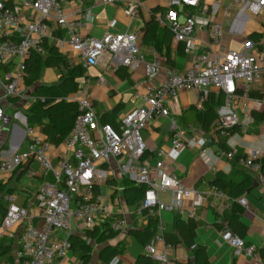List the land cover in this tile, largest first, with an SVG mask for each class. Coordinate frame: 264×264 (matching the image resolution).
<instances>
[{"label":"built area","instance_id":"obj_1","mask_svg":"<svg viewBox=\"0 0 264 264\" xmlns=\"http://www.w3.org/2000/svg\"><path fill=\"white\" fill-rule=\"evenodd\" d=\"M13 1L0 0V64L12 65L5 77H0V132L6 116L5 100L20 98L26 101L25 108H29L34 100V96H28L22 87L28 74L26 61L34 51L44 53V42L50 36L52 23L68 35L69 42L81 54V65L86 71L98 65L103 57L107 69L119 64L135 69L144 62L146 78L136 83L134 88L141 86L147 89L145 104L124 113L116 128L112 123L101 121L90 93V82L82 81L75 95L66 97V100L77 102L79 112L71 132L62 141L70 154L60 158L56 164L53 162V144L36 126L29 125L24 112L17 110L14 113L15 119L24 126L25 134L20 141L25 142L26 147L0 163V174L8 175L37 161L46 173L53 176L52 181L44 182L35 193V216L29 208L10 197L1 232L8 235L13 228L21 229L16 258L24 259L26 264H54L55 260L69 255L72 249L71 235L92 230L112 217V226L116 231H127L128 220L118 216L119 211L115 210L120 198L108 200L104 190L107 180L114 174V166L135 184L146 185L136 209L137 215L143 220L155 214L160 219L161 212L169 208V204L160 198V193L167 190L172 191L173 206L179 211L184 208L183 199L193 196L196 202L188 209V216L197 220L202 192L186 186L174 172L166 171L164 159L168 156L177 157L190 147L203 148L205 151L208 140L199 134L188 138L176 135L171 140L169 152L164 148L157 149L155 164L142 163L148 150L143 131L158 116H169L166 102L175 99L183 91L201 92L204 86L213 85L225 93L226 103L218 109L215 121L217 133L226 139L229 148L224 152L243 167L262 171L264 152L256 146L245 151L239 142L231 138L238 126L247 131L255 121L250 92L252 83L264 78V52L254 39L247 40L239 49L227 48L222 43L223 25L210 19L207 8L202 6V0H169L167 10L157 14L159 22L167 25L175 39L184 45L186 54L192 55L191 66L186 71L179 72L174 67H168L166 77L157 82L155 79L162 73L164 66L163 59L145 57L140 50L137 32L107 31L101 37L84 36L81 30L92 19L90 10L82 13L80 19H70L64 14L60 0H19L20 6L34 13V16L25 20L21 9ZM103 1L113 5L123 3L124 14L130 18L140 14L141 2ZM7 2H11L13 7L8 6ZM236 5L246 7L255 14L264 13V0H229L225 11ZM195 9L199 13L193 12ZM117 22L113 18L108 26L115 28ZM198 27L209 30V42L198 39ZM104 81V78L97 80L100 85ZM208 99V93H202L197 107L202 109ZM24 174L31 178L35 172L26 170ZM260 181L264 187V170L260 174ZM239 201L248 208L245 197H240ZM166 229V224L160 219L158 232L145 246V250L154 258L174 264L167 256L174 245L166 241ZM222 238L234 247L237 254L261 260L257 246L246 243L244 238L229 228L222 231ZM157 243H163L162 253L157 252Z\"/></svg>","mask_w":264,"mask_h":264},{"label":"crops","instance_id":"obj_2","mask_svg":"<svg viewBox=\"0 0 264 264\" xmlns=\"http://www.w3.org/2000/svg\"><path fill=\"white\" fill-rule=\"evenodd\" d=\"M60 1L64 14L70 19H80L82 13L87 10L91 11L92 19L90 23L81 30V34L84 36L101 37L107 31L137 32L140 50L145 57L148 59L161 57L163 59L162 73L155 79V82L166 77L168 67H174L179 72H184L191 66L192 55L181 51L184 49V45L175 39L174 34L170 43L169 41H167L168 44L164 43L168 28L167 25L159 22L156 16L158 13L167 10L169 0H134L141 2L140 14L134 18L124 14L123 3L117 5L106 4L103 0ZM13 2L21 9L20 12L23 14V19L26 20V18H31V15L34 16L31 9L25 10L18 4L19 0H14ZM228 4L229 0H202V6L207 8V15L210 19L223 25L225 46L231 49H239L247 40L254 39L258 43V48L264 52V13L255 14L241 5L231 7L227 12L225 11V6ZM157 8H160V10L155 15L156 21L149 27V37H145L147 32L145 29L146 24L153 21V11ZM193 12L199 13L196 9ZM200 16L203 15L200 14ZM113 18H116L118 22L115 28H110L108 22ZM207 32H209L208 29H199L198 27V39L209 42L211 37L210 33L209 37L207 36ZM47 41L51 45H56L58 50L69 59L70 63L81 65V54L69 42L65 31L54 23L51 24V33ZM105 65V57H103L98 65L92 66L88 71L84 69L85 72L79 79L80 83L82 81L90 82V93L101 121L104 122L109 118L118 121L127 111L145 104L147 89L141 86L134 88L136 83L146 78L145 63H140L135 69H129L120 64L107 69ZM45 68V71L44 69L42 70L40 80L37 83L45 85L58 84L61 71L56 67ZM0 77L3 78L1 75ZM26 77L22 87L27 91L28 96H34L33 86L25 84ZM99 78H104L105 80L101 85L97 82ZM251 86V91L256 95L251 102L255 121L249 126L247 131L238 126L231 139L239 142L241 149L245 151L256 146L264 152V78L253 82ZM204 92H207L209 96L210 93L219 95L222 91L216 86L207 85L203 87L201 92L183 91L175 99L166 102L169 108V116H158L143 131L148 150L142 163L144 165L155 164L158 158L157 149L164 148L169 152L171 140L176 135L188 138L193 134H199L205 137L208 140L205 151L203 148L190 147L182 151L177 157L168 156L164 159V169L166 171L174 172L186 186L202 192V199L198 207L199 218L197 220L194 219L196 222L197 242L206 246L211 264H264V187L260 181V174L264 170V157L261 160L262 171H253L245 168L235 158L228 156L224 152L227 150H224L221 145L223 137H220L217 133L216 127H211L208 131H204L193 122H190V126L185 122L183 123V114L187 113L190 121L192 118L190 111H194L193 107L197 106L201 94ZM1 93L2 89L0 87ZM74 95L75 92L68 96L73 97ZM12 99L4 101L6 116L2 122L0 132V163L10 159L13 153L26 147V143H21L20 141L25 134L24 126L14 116L17 110L26 114L28 109L24 107L26 101L15 102ZM27 100H30V98ZM35 100L36 97L34 96L33 102ZM226 100L227 97L225 95L223 104L226 103ZM238 107L241 108L240 105ZM36 127L41 131L38 126ZM67 154H70V152L62 142L58 145L53 144L52 155L54 164ZM114 168V174L109 179L116 178L121 181L125 175L115 166ZM26 170L34 171L35 175L31 178L27 177L24 174ZM219 173L233 182H240L247 175L252 177L251 188L242 196L248 200V208L241 204L239 198H231L215 186L214 181ZM109 179L104 186L106 197L108 200L120 198V203H116L115 210L119 211L118 216L128 220L129 228L106 244L115 245L118 241L123 240L125 242L124 250L114 262L134 264L140 254L148 253L145 250V246L141 245L136 238L129 234V229L133 225L135 226V222L137 227H141L148 220L147 218L143 220L138 216V219L134 221L132 218L133 208L129 207L124 199V188L119 187L115 190L109 184ZM52 180V174L46 173L37 161H32L26 168L22 167L8 175L0 174V182L5 184V188L0 192V264H21V259L15 256L16 249L20 246L21 229L18 227L13 228L8 235H3L1 232V223L10 205V197H14L15 202L18 204L29 208L30 213L35 216L37 214L35 193L44 182ZM160 198L169 204V208L163 210L160 216L161 221L166 226H171L176 216H181L183 219L188 220L190 218L188 209L196 202L193 196L184 198V208L179 211L173 206L171 190L161 192ZM227 219L232 220V227H230L234 233L239 236L242 235L241 237L245 239L246 243H253L257 246L261 253L260 261H256L244 254H237L234 247L222 238V231L225 228H229ZM221 225H223V228L219 227ZM76 236H79L86 244L92 246V262L90 264H96L99 261L100 250L104 247V244H97L89 236L85 237L84 231L78 232ZM95 245L99 247L96 251L97 256H95V251L93 250ZM10 247L11 252L4 253ZM163 249V243H157V252L162 253ZM167 256L169 261L174 264H185L192 259L191 249L183 243L178 246L174 245V248L168 251ZM73 259H75V262L72 263ZM155 259L158 260V264H167L160 259ZM79 262L81 264L80 259L71 249L66 258L55 260L54 264H79ZM22 263L26 264L24 259Z\"/></svg>","mask_w":264,"mask_h":264},{"label":"trees","instance_id":"obj_3","mask_svg":"<svg viewBox=\"0 0 264 264\" xmlns=\"http://www.w3.org/2000/svg\"><path fill=\"white\" fill-rule=\"evenodd\" d=\"M7 5L13 7L11 2H7ZM159 10L160 8H157L153 11V21L146 24L145 29L147 32L145 37H149V27L155 23V15ZM167 28L164 37L165 44H168L167 41L170 43L173 38V32L168 26ZM181 51L183 52L184 49ZM26 67L28 75L25 84L27 86H33V95L36 97V100L26 110L28 123L31 126H38L49 142L58 145L71 132L79 112L77 102L68 101L66 97L78 90L80 85L79 78L83 76L85 72L84 68L81 65H73L70 63L69 59L58 50L57 46L51 45L48 41L44 42V53L32 52L26 61ZM45 67H56L61 71L58 84L45 85L37 83ZM11 69L12 65L10 63L0 64V75L4 78ZM64 69L66 70L65 73H63ZM250 95L251 97H256L255 93L252 91ZM224 96V92H221L219 95L210 93L209 99L204 103L202 109L194 106V111H190L192 114L190 121L188 120L189 115L187 113L183 114V123L185 122L189 125L190 122H193L195 125H199L204 131H208L211 127L215 128L218 109L223 105ZM12 100L18 102L22 99L14 98ZM103 123H112L116 128L120 125V123L113 118H109ZM225 140V138L221 139L222 148L224 150H229ZM143 159L144 157L142 160ZM109 184L115 190L119 187L124 188V199L127 205L133 208L134 213L132 218L136 221L139 216L136 213V209L141 203L146 185H137L126 176H124L121 181L116 178H111L109 179ZM214 184L225 194L236 199L242 197L243 194L251 188L252 177L247 175L240 182H233L219 173ZM4 188L5 184L0 182V192ZM147 220L148 222L141 227H137L135 222V226L133 225V227L129 229V234L136 238L143 246H146L154 239L158 232V223L160 221L159 216L156 214L149 215ZM227 220L228 226L230 230H232V220ZM112 221H114V217L101 226L84 231L85 237L89 236L97 244H104V247L100 250L99 261L96 264H121L120 262H113L124 250L125 242L122 240L118 241L115 245L106 244L110 240L117 238L120 234L119 231L113 228ZM219 227L223 228V225ZM76 235L77 234H73L70 237L74 254L80 259L81 264H90L92 262V246L86 244L85 241ZM164 237L167 242L175 246L183 243L186 247L191 249L192 259L185 264H211L206 246L197 242L196 222L194 219L189 218L185 220L181 216H176L173 224L167 226V229L164 231ZM10 252L11 247L5 250L4 253ZM20 261L21 264H23V259ZM134 264H158V260L149 254L142 253L137 257Z\"/></svg>","mask_w":264,"mask_h":264},{"label":"rangeland","instance_id":"obj_4","mask_svg":"<svg viewBox=\"0 0 264 264\" xmlns=\"http://www.w3.org/2000/svg\"><path fill=\"white\" fill-rule=\"evenodd\" d=\"M207 36L209 37V32H207ZM222 43L225 45V42H224V34H223V37H222ZM45 69H46V68H45ZM45 69H44V71H45ZM65 72H66V70L64 69V70H63V73H65ZM98 249H99V247L95 245V246H94V249H93V250L95 251V256H97V254H96L97 252H96V251H97ZM71 262H72V263L75 262V259H73ZM79 264H80V262H79Z\"/></svg>","mask_w":264,"mask_h":264}]
</instances>
